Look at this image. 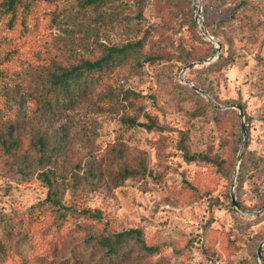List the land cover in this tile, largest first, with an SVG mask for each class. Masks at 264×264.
<instances>
[{
    "label": "trees",
    "instance_id": "16d2710c",
    "mask_svg": "<svg viewBox=\"0 0 264 264\" xmlns=\"http://www.w3.org/2000/svg\"><path fill=\"white\" fill-rule=\"evenodd\" d=\"M123 0H78L80 4L75 11H69L67 17L81 19L90 17L110 2ZM132 1V2H131ZM136 8L135 18L143 19L148 7H152L156 15L162 18L160 26L146 27L144 34L136 40L124 43L102 44L91 47L89 39L81 38L73 45L75 56L64 55L62 60L52 58L48 67L32 75V80L42 83L40 90H35L33 83L24 80L25 87L15 92H4L5 105L11 108L3 113L0 107V165L6 174L14 176L17 181L29 182L39 179L48 188L45 199L34 204L30 214L20 217L16 223L10 217L0 216V264H19L23 250L29 248L34 258L41 252V257L56 255L67 245L70 249L57 264H159L150 261L152 255L159 253L160 246L147 242L144 231L139 227L113 231L100 212L79 209L81 193L94 183L99 175V167L91 159L77 170L65 171L66 145L70 138V121H74L71 111L81 102L96 98L102 111L118 105L127 104L131 110L138 113L145 110L144 101L152 95L138 93L132 89H124L111 82L112 76L135 60V68L143 64L159 65L177 62L180 67L192 62H205L217 53V45L197 30L195 6L193 0H131ZM202 0L204 21L209 33L222 45V50L216 60L204 64L201 68L191 67L189 73H199L206 78L221 74L223 69L237 60V53L246 49L243 42L254 46L259 39L256 30L261 27L259 6L254 0ZM61 1L59 0H0V32L1 38L11 40L12 34L17 35L19 27L35 18L37 24L41 17L49 16L55 20L54 13ZM55 4V6H54ZM127 6V5H126ZM51 8V11L45 9ZM51 12V14L49 13ZM66 12V9L65 11ZM1 25L4 31L1 30ZM169 32L180 34L174 40ZM9 38V39H8ZM14 38V37H13ZM9 42H7L8 44ZM150 46L149 52L137 56L143 49ZM264 42L250 50L255 59L264 69ZM17 56L11 59L16 61ZM134 68V67H133ZM1 67L0 72L4 73ZM194 86L209 93L215 100L221 102L212 84L195 79ZM33 81V82H34ZM27 82V83H26ZM178 91L188 93L196 105L190 111V116L204 115L210 119L217 131L221 133L217 148L214 141L209 142L205 149L193 147L191 132L178 128L177 149L183 158L207 168L210 183H218L221 179L231 182L236 161L239 158L242 143V123L240 113L236 109H219L211 100L201 96L193 86L175 82ZM153 102L156 103L155 97ZM236 104L243 108L248 129V140L240 163L237 176V192L235 197L243 210L264 209V151L250 148V124L252 116L246 111V105L241 101ZM15 106V109L12 108ZM66 116L68 124L60 126L55 131V119ZM145 120L138 121V114L126 115L123 121L126 126L137 125L147 130L164 129L160 126L157 115L150 111L144 113ZM113 166H109L107 177L114 187L123 185L131 177H144L147 172L145 160L138 162L137 167H130L121 160V153L114 148L108 149ZM93 153L91 152V155ZM118 155V156H117ZM93 156V155H92ZM84 166V167H83ZM64 170V171H63ZM70 189L73 194L71 204L63 200V190ZM186 189L196 196H205L207 190L199 185L186 183ZM232 203V202H231ZM50 207L53 214L45 213ZM44 214L43 216H40ZM235 222L240 229L239 236L230 240L225 253L233 254L240 248L251 246L252 240L248 230L264 218L258 216L253 220L244 218L233 211ZM82 215L89 224L85 237L77 243H70L68 237L71 227L66 222ZM54 218L56 223L48 222ZM41 223V224H40ZM212 220L203 226V243L206 251L213 259L215 251L207 250L209 240L215 237L211 228ZM24 225L26 228L23 229ZM41 225V229H38ZM16 228L21 229L18 233ZM264 253V245L262 248ZM257 259V255H254ZM218 259L214 258L213 263ZM24 263V262H23ZM21 263V264H23Z\"/></svg>",
    "mask_w": 264,
    "mask_h": 264
},
{
    "label": "rangeland",
    "instance_id": "374dc122",
    "mask_svg": "<svg viewBox=\"0 0 264 264\" xmlns=\"http://www.w3.org/2000/svg\"><path fill=\"white\" fill-rule=\"evenodd\" d=\"M59 1L61 7L57 9L59 13H54L53 22L48 15L41 17L38 24L39 20L32 18L19 27L17 35L9 36L11 40H7L8 44L3 41L7 35L1 38L0 32V69L5 68L4 73L0 72L1 91L23 92L24 80L33 83L35 90H40L42 83L32 80V75L46 69L52 58L62 60L65 54L73 58L75 54L72 47L81 38L89 39V45L94 48L102 44L124 43L141 37L146 27L160 26L165 22L156 15L152 7L147 8L143 19L135 18L136 8L132 4H127L131 0H123L106 4L90 17L82 18L81 25L77 26V19L73 20L66 15L69 11L77 10L80 5L78 0ZM199 1L202 5V0H193L195 18ZM228 2L232 4V0ZM254 2L259 6L261 14V27L256 30V37L259 40L254 46L248 42L241 43L246 49L239 50L237 60L226 66L221 74L206 78L199 73L190 74V68L183 73L186 65L180 67L175 61L165 63L164 67L145 63L135 68L132 65L135 64V60L131 58L125 68L112 76L111 82L124 89L152 95V98L144 101L146 105L144 111L138 113L127 108L129 107L127 104L101 111L96 98L81 102L71 111L74 121H70V138L64 144L67 161L65 171L77 170L79 164L83 165L89 159L99 167L98 178L81 193L79 209L92 213L100 212L113 231L141 228L148 243L160 246L159 253L149 259L153 263L264 264L263 251L262 261L258 257V247L264 240V218L246 233L252 240L250 247L240 248L233 254L225 253L228 242L240 233L233 211L249 220L263 216L264 212L250 214L238 211L231 199L233 177L231 182L221 179L218 183H210L207 168L186 161L182 152L177 149L179 136L176 130L188 129L195 149L203 150L213 141L215 148L219 145L221 133L217 131L214 123L204 115L190 116L189 113L196 103L188 93L178 91L175 86L177 80L184 85L192 86L197 78L207 85L212 84L211 87L215 89L221 102L215 100L209 93L208 97L198 93L211 100L219 109H236L240 113L239 109L226 106L237 105L238 101L246 105L247 113L253 118L250 124V148L264 151V69L254 54H250V50L256 49L260 41L264 42V0ZM45 11H51V8ZM202 16L197 22V30L201 34L209 33L204 21L203 5ZM1 30L4 31L2 25ZM169 34L174 40L180 37L178 33ZM205 37L210 40L207 35ZM149 49L150 46L147 45L138 54L137 60L141 54H147ZM14 55L17 59L11 62ZM209 59L193 67L201 68L211 62ZM5 94H1L0 100L3 113H7L11 108L10 104L4 103ZM153 97L156 103L153 102ZM12 108L15 109V106ZM146 111L157 115L159 124L164 129L147 130L139 125L129 127L123 121L124 116L136 114L138 121H143ZM240 120L242 123L241 115ZM63 124H68L66 116L55 119L54 130L59 131ZM248 134L247 129V140ZM112 148L120 151L121 160L130 167H137L138 162L145 160L146 175L131 177L123 185L114 187L113 182L107 177L109 166H113V163L112 158L106 154L107 150ZM240 149L242 150V143ZM237 162L238 159L235 169ZM188 182L199 185L201 189L207 190L208 194L194 195L192 191L186 189ZM236 192L237 181L235 195ZM47 193V186L39 179L29 182L17 181L14 176L6 174L0 165V216L10 217L17 223L20 217L29 215L33 205L45 199ZM73 199L70 189L63 190L65 203L71 204ZM45 213L53 214V210L48 207ZM49 220L48 222L56 223L54 218ZM209 220H212L211 228L215 237L209 240L207 250L210 249L211 253L215 251L216 254L212 256L218 259L216 263L212 262L214 258H211L203 243L205 233L203 226ZM66 225L71 227V234L68 237L71 244L83 239L86 235L84 231L89 226L82 215L71 217ZM41 228L40 225L38 229ZM20 230L16 228L15 232L18 233ZM69 249L70 245H67L63 251L46 257H41L39 250L34 258L30 255L29 248H25L20 262L57 264ZM254 255H257V259H254Z\"/></svg>",
    "mask_w": 264,
    "mask_h": 264
},
{
    "label": "water",
    "instance_id": "95a60500",
    "mask_svg": "<svg viewBox=\"0 0 264 264\" xmlns=\"http://www.w3.org/2000/svg\"><path fill=\"white\" fill-rule=\"evenodd\" d=\"M202 5H201V1H199V5L197 7V10H196V19H197V22L200 21V19L202 18ZM204 27H205V24H203ZM205 35H207V37L212 40L218 47L217 49V53L209 59V61H213L215 60L219 53L221 52L222 50V45L211 35L209 34L208 32H203ZM202 62H192L190 64H188L184 70H183V73L193 67V66H196L198 64H201ZM192 86L195 88V90L205 96H209L207 94V92H205L204 90H202L201 88L199 87H196L192 84ZM227 108H237L239 109L240 111V115H241V119H242V150H241V153L239 155V158H238V162H237V166H236V169H235V172H234V176H233V180H232V188H231V199H232V202H233V205L237 208L238 211H241V212H247V213H252V214H259V213H263L264 212V209L260 210V211H257V212H250V211H245L243 210L239 204L237 203V200H236V197H235V186H236V181H237V176H238V173H239V168H240V163H241V160H242V156H243V153H244V150L246 148V143H247V125H246V118H245V113H244V110L242 107L238 106V105H234V104H230V105H227L226 106ZM264 245V240L260 243L259 247H258V257H259V260L262 261L263 259V255H262V247Z\"/></svg>",
    "mask_w": 264,
    "mask_h": 264
}]
</instances>
